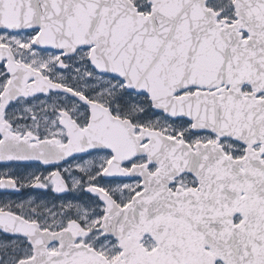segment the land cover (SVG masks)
<instances>
[{"label":"snow or ice","instance_id":"obj_1","mask_svg":"<svg viewBox=\"0 0 264 264\" xmlns=\"http://www.w3.org/2000/svg\"><path fill=\"white\" fill-rule=\"evenodd\" d=\"M0 264H264V0H0Z\"/></svg>","mask_w":264,"mask_h":264}]
</instances>
